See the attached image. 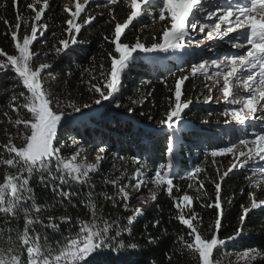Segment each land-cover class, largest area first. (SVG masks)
Here are the masks:
<instances>
[{
    "label": "snow or ice",
    "instance_id": "6c2138e0",
    "mask_svg": "<svg viewBox=\"0 0 264 264\" xmlns=\"http://www.w3.org/2000/svg\"><path fill=\"white\" fill-rule=\"evenodd\" d=\"M120 2L121 0H103L101 3L97 0L96 6L108 7L109 16L115 21L116 17L113 14L115 9L110 6H116ZM125 3L130 11L123 23H115L113 38L110 41L114 45V53H109L110 70L105 72L101 64L98 78L93 76L89 69H83L91 77L88 91L98 95L94 100L95 104L115 100L121 90L122 76L130 68L135 59L133 54L137 51L167 53L183 49L186 37L190 35V29L193 32L197 29L199 33L206 32L208 39H223L228 34L240 30V35L234 38L239 42H234L231 46L235 49H246L244 52L226 56L224 59H204L191 65L190 75L193 77L201 74L206 80H213L214 77L222 78V84L220 79H216L214 86L222 93L223 101L230 105L223 112V115L229 118L226 123L234 121L241 126L237 130L240 136L236 141L214 148L210 152L213 164L216 163L217 157L230 156L233 160L226 171L221 173L218 168L216 170L218 180L213 181L214 202L202 204V207H214L217 210V218L213 226L215 231L210 237L205 236L201 231L202 221L192 209L194 198L188 194H183L179 198L173 195L176 187L173 182L175 177L172 174L175 134H170L167 139V163L159 165L151 178L158 189L163 188L168 197L173 199L174 208L178 211L176 218L186 227L187 235L191 238V242H185V248L193 254L196 264H220L216 259L217 251L226 247L229 241H235L241 236L246 217L250 212L264 209V200H258L256 194L249 192L250 206L241 205L240 227L233 236L226 239L219 238L223 217L222 183L234 169H247L264 177V129L260 131L253 129L251 131L253 138L249 139L246 125V122L252 120L264 121V0H225L223 5L215 4L207 8L203 0H125ZM89 4L90 0H82V2L75 0L74 10L68 5L63 7L69 18L65 21L66 38L60 39L58 46H54L57 54L77 44V36L82 28L96 19L95 16H86L82 22H79L81 14L85 13ZM26 7L34 13L30 25L29 20L19 12V0H13L17 23L11 26L6 19L3 21L8 26V32L5 34L10 33L16 54L9 55L0 49V57L4 58L0 60V72L13 70L18 83L26 90V92L21 91L19 96H11L12 111L19 112L21 109H26L27 113H30V119H17L14 122L16 126L22 124L25 130L23 133H18L21 146L13 143V138L10 137L9 142L4 145L6 158L0 156V165L9 169L0 182V239H5L8 244V247L0 248V264H104L101 258L108 253L119 255L122 251L139 250L136 242L125 241L123 237L125 234L131 235L132 227L137 219L144 215V209L134 208L131 214L125 217L126 222L122 224L117 223L116 219H104L97 204L93 202L91 189L94 186L91 185L90 180L91 175L99 170L106 149L98 147L94 163L79 159L83 155V149H73L74 154L68 157L63 155L67 145H60L58 127L65 114L54 108V105L59 104V100L44 88L42 73L49 69L50 65L42 63L34 66V58L39 53L31 50L33 42L38 39V32L43 35L47 30L48 25L40 22L46 10L50 8V3L49 0H32V3H28ZM149 7L158 11L159 21L164 22L159 40L151 43L150 46H146L139 38L132 45L121 42L125 30L133 24V21L140 19ZM200 13H203L211 23H203ZM22 23L25 30L30 26V34L25 31L21 38L19 32ZM107 39L108 37H105V40ZM153 40L155 41L156 38L153 37ZM192 42L191 39L188 41L189 44ZM212 69L215 71H210ZM188 79L189 75L176 77L174 89H170L173 93L169 98L170 107L165 117L159 121L162 127L177 128L183 118L182 114L192 103L191 100H182L183 86ZM92 81L97 82L92 83ZM237 89L242 90L246 95ZM212 90V87H208L209 95L206 101L213 99ZM20 98H23V103L17 105L15 102ZM68 106L76 112L81 111V108L75 104ZM88 107L90 105H83V108ZM116 107L120 105L117 104ZM72 144L77 145L78 141L73 139ZM239 145L243 146V150L237 151ZM131 162L139 165L131 175V183L121 184V177L108 180L106 183L114 186L116 193L115 196L104 194L106 201H111L114 207L122 206L125 212L129 211V202L133 198L128 189L131 187L139 191L148 182L144 171L145 164L140 158L133 157ZM202 170L201 166H195L187 172L189 180H196L198 193H204V182L198 179ZM34 178L42 186L50 187L55 196L62 201L70 200L74 195L72 191L65 189V185L69 189L74 183L87 184L90 187L87 205L89 218L78 220L76 231L63 240H51L47 230L59 233L60 224L68 223L73 218L65 215L58 218L59 222H57L55 217L44 218L41 215L46 209L36 203V193L32 186ZM246 179L251 181L250 186L259 183L251 176H246ZM189 187L192 185L190 184ZM176 190L179 191L178 188ZM243 194L242 189L241 195ZM149 199L156 201L157 194L152 192ZM149 199L143 200L142 203L148 204ZM196 199H200V196L198 195ZM21 219L24 222L22 229L19 227ZM159 224V220H154L151 226L156 228ZM146 238L147 244L155 243V237L151 234H147ZM180 239L184 240V237L181 236ZM17 245L19 248L16 247ZM259 255L262 254L255 249L245 250L243 253V257L249 261L255 260ZM166 259L171 264L172 256L166 255Z\"/></svg>",
    "mask_w": 264,
    "mask_h": 264
},
{
    "label": "trees",
    "instance_id": "16d2710c",
    "mask_svg": "<svg viewBox=\"0 0 264 264\" xmlns=\"http://www.w3.org/2000/svg\"><path fill=\"white\" fill-rule=\"evenodd\" d=\"M28 3H32V0H19V12L29 20L30 25L34 13L27 9ZM49 3L50 8L46 10L45 16L40 22L48 25L47 30L33 42L32 51L39 53L35 59L46 58L51 62L50 72L56 75L55 83L59 85V89H64L60 95V101L63 103L65 113L76 112L68 106L69 104L80 107V112H87L90 107L83 108V105H91L98 95L88 91L91 77L83 69H89L92 75L98 78L101 64H103L105 72L110 70L109 53H114V45L110 41L113 38L115 23L124 22L130 9L125 0H121L116 6H110L115 9L113 14L116 19L113 21L107 7L108 9L105 11L95 15L96 19L92 23L82 28L77 36V44L71 45L65 52L57 54L54 46H58L60 39L66 38L64 29L67 25L65 21L69 17L63 11L60 1L49 0ZM157 12L152 8L147 9L140 19L134 21L125 30L121 42L132 45L137 38L144 35H147L148 40L149 38L152 40L150 43L145 40L146 46L158 41L164 22L159 21ZM4 19L9 21L11 26L17 23L13 0H0V49L13 55L16 53L14 42L10 38V33L5 34L8 32V26L3 22ZM29 29L30 26L25 30L22 23L20 36L22 37ZM105 37L108 39L105 40ZM153 37L156 38L155 41ZM3 59L0 57V60ZM169 60L170 58L167 57L164 62H152L146 57H135L120 92L115 100L108 101L113 109L102 108L99 117L91 114L87 118L88 121H83L80 124V129L76 126L70 128L72 125L63 129V132L67 134L64 141L69 144L68 147L73 145L72 140L75 139L78 141L77 145L84 149L82 156L85 158H79L81 161L86 159L88 163H94L98 147L106 149L99 170L91 175L90 180L91 185L94 186L91 189L93 202L97 204L104 219L112 218L116 219L117 223H125V217L130 215L134 208L140 207L141 198L151 195L152 192L157 194V200L153 204L146 208L141 207L144 209V215L134 223L131 235L125 234L123 237L125 241L136 242L139 250H126L119 255L108 253L101 258L104 264H169L166 255L172 256L171 264H196L193 254L185 248V242H191V238L187 235L186 227L178 222L176 218L178 211L174 208V201L168 197L163 188L152 191L149 189L148 182L139 191L130 187L128 190L133 198L129 202L128 212H125L122 206L114 207L111 201L104 199L105 193L110 196H115L116 193V188L106 181L121 177V184L131 183V175L139 167L131 162L133 157L140 158L141 162L145 164L146 176L155 171L159 165L167 163V139L174 129L162 127L159 121L165 117L166 111L170 107L169 98L173 95L170 89H174L176 77L183 75L176 69H170L171 62ZM96 82L92 81V83ZM21 91L26 92L18 83L13 70L8 69L5 72H0V156L4 158L7 156L4 145L9 142L10 137L13 138L12 142L17 146H21L22 143L18 133H23L24 127L22 124L16 126L14 122L17 119H30V114L26 109H21L19 112L12 111L11 96H19ZM196 93L197 85L193 82L192 77H189L183 86L182 100H197ZM133 101H137V103L134 104ZM15 103L22 104L23 98ZM117 104L120 107H116ZM200 107L202 110H199ZM203 109L205 107L202 105L187 109L183 113V118L189 121L182 122L175 129L178 132L176 141L178 157H176L175 165L181 166L180 170H172L175 177L173 182L176 186L173 195L177 198L189 193V179L182 177V172L189 169L193 163L202 165L204 162L203 172L206 175L215 174L210 167L212 157L208 152L216 148L217 137L220 139L229 134L220 126L225 121L224 117L215 114L207 115ZM201 113L205 115L199 117ZM106 116L108 118L104 119ZM75 148L76 145H73L72 149ZM63 152L66 157L74 154L68 149H64ZM88 153L93 155L86 158ZM120 157H124V159H120ZM8 171L7 166L0 165V182L3 181V177ZM245 176L242 170L235 171L230 173L222 183L223 217L219 238L226 239L235 234L240 227L241 205L250 206L248 193L252 191L247 185L248 181ZM214 179L213 181H216L218 177L214 176ZM213 181L204 182V193L192 196L194 198L192 209L202 221L200 225L202 233L208 237L215 231L213 226L217 218V210L214 207H202V204L213 203L215 200ZM32 186L36 193V203L46 209L41 214L44 218L52 216L57 218V222H59L58 218L65 215L73 218L68 223L60 224L59 233L47 230L51 240H63L76 231L78 220L89 218L87 206L89 185L74 183L71 189L65 185V189L72 191L74 195L70 200L63 201L55 196L50 187L42 186L35 178L32 180ZM242 189L244 190L243 195H241ZM198 195L200 199H196ZM154 220L160 221L156 228L151 226ZM23 226L24 222L21 219L19 227L22 229ZM147 234L155 237V243L147 244ZM6 235L5 231V238ZM181 236L184 237V240L180 239ZM0 246L8 247L5 239H0ZM251 249H255L262 255L257 256L255 260H248L247 264H264V209L253 210L248 214L241 236L235 241H229L226 247L218 250L216 259L220 261V264H242L240 261H236L237 255ZM221 253L223 254L221 255Z\"/></svg>",
    "mask_w": 264,
    "mask_h": 264
},
{
    "label": "rangeland",
    "instance_id": "374dc122",
    "mask_svg": "<svg viewBox=\"0 0 264 264\" xmlns=\"http://www.w3.org/2000/svg\"><path fill=\"white\" fill-rule=\"evenodd\" d=\"M58 1H60L62 3L63 7L65 5H68L69 8L74 10L75 0H58ZM81 2H82V0H81ZM99 2L102 3L103 0H99ZM203 3L205 4V7L207 8V7H210V6L215 5V4L223 5L225 3V0H203ZM96 4H97V0H90V4L87 6L85 13L81 14V21H79V22H82V19L85 18L86 16H95L98 13L108 9L107 7H97ZM38 7H39V5H38ZM149 8H147V9H149ZM157 14H158V12L156 13V15ZM199 15H200V19L203 23H211V21H208L206 19L205 15L203 13H200ZM151 17H153V15H151ZM206 31H207V29H206ZM27 32H28V34H30V29ZM189 32H190V35H189V37H186L185 47L183 49H179L176 51H170L167 53H161V52L145 53V52L137 51L133 55H134V57H139V56H141L143 58L146 57L149 59V61H152V62H164L165 59L168 57V58H170L169 61L171 62L170 66H169L170 69H172V70L176 69V70L180 71V73H182L183 75H189V77H192L193 82H195L197 85V93L196 94H197L198 98H197V100H191L192 103L190 104L189 108H192L193 106H201L202 105L203 107H205V109H203V110L205 111V113L207 115L215 114V115L224 117L225 121L222 124H220V126L225 131H227V133H229V134H226L225 136L221 137L220 139H219V137H217V142H215L216 148L222 147V146H225L226 144H229L230 142L236 141L238 139V137L240 136V133L237 130L240 129L241 126L236 124L234 121L226 123V120H229V118L225 117L223 115V112L226 109H228L230 107V105L223 101L222 93L220 91H218L217 88L214 86L216 79H220L221 84H222V78L214 77L213 80H206L205 77L201 74H197L195 77H193L190 75L191 65H192V63H199L204 59H208V60L224 59L226 56H231L233 54L242 53L246 49H235V48H232V46H231L232 43L239 42V41H236L234 38L240 35V30H238L237 32L228 34V36H225L223 39H219V38L218 39H208L206 37V32L205 33H199L198 29L195 32H193L190 29ZM40 36L41 35L38 32V38H40ZM146 36L147 35H144L143 37H139L140 41L143 42L145 45H147L145 40L149 41V43H150V41H152L151 38H149V40H148L146 38ZM190 39L193 41L191 44L188 43V41ZM136 40L134 41V43L136 42ZM31 50H32V46H31ZM33 63H34V66H39L42 63H46V64L50 65V68H51V62L49 60H47L46 58H38V59L34 58ZM165 67L167 68L166 63H165ZM50 68L45 70L42 73L44 88H45V90L50 91L53 94L54 98L59 100V104L54 105V108L58 111L64 112L65 115L62 118L61 125L58 127V139H59L60 145H67L66 150L68 149L72 153L73 145L68 147L69 144L66 141H64V139L67 138L66 137L67 134H65L63 132L64 131L63 129H65L66 126H69V125H72V126H70V128H75V126H76V127H79V129H80V124L83 121H85V122L88 121L87 118L91 114L92 115L94 114L95 116L99 117L100 116V110L102 108L108 107L107 108L108 110H112L113 108L110 107V104H108V101H103V102H101V104L91 103L90 108L87 110V112H78V113L75 112V113H69V114L65 113L64 106H62L63 103L60 101V95L62 94L64 89H59V85H57V83H55L56 75L53 72H50ZM181 69H183L182 72H181ZM129 70H130V68L122 76V85L124 83V80L127 79L126 77L128 76ZM210 71H215V69H212ZM49 73H51V75ZM205 85H208V87L213 88V90L211 92L213 99L211 101H206V97L209 95V91H208V87H205ZM237 91H241V93L243 95H246V93H243L242 90H240V89H237ZM237 107H238V105H237ZM199 110H202V108L200 107ZM204 115L205 114L201 113L199 117H203ZM182 117H183V114H182ZM107 118L108 117L106 116L104 119H107ZM187 121H189V120L182 118L180 124L182 122H187ZM180 124H179V126H180ZM246 125H247L248 132H249V139L253 138L251 136V131L253 129H255L257 131L264 129V121H261L258 119L252 120L250 122H246ZM177 128H174V131L172 132V134H175V136H176L174 156H173L174 167L172 170H175V169L180 170L181 169L180 165L179 166L175 165L176 164V157H178L177 156L178 151H177V146H176L178 132L175 131V129H177ZM61 132H62V135H61ZM77 148H78V150L83 149L82 147L76 145L75 149H77ZM239 150H243L242 145L238 146L237 151H239ZM64 153L65 152H63V155H64ZM208 153H210V152H208ZM90 155L92 156L93 154L88 153L86 158L90 157ZM83 158H85V157L82 156L81 159H83ZM94 158H95V156H94ZM232 162H233V160L230 156L229 157H217L216 163L215 164L211 163V165H210V167H212L211 169L215 172V174L213 173L211 175H206V173H204L202 170V172L199 174L198 179L202 180L203 182H206V181L212 182L213 180L216 179V178L214 179V176L217 177V175H216L217 168L222 173V172L226 171L228 169V167H230ZM203 163H202V165H200V163H195V164L193 163V165L190 164L191 165L190 168L187 169L186 171L182 172V177L187 178V172L189 170L193 169L195 166H201L202 169H204ZM250 167H251V165H250ZM239 170H242L246 176H251L253 180H257L259 182L258 185L250 186L251 181L247 179V181H248L247 185L250 187L252 193L256 194V198L258 200H264V177H260L258 174H254L253 172H251L247 169H239ZM239 170L234 169L233 172L239 171ZM154 172L155 171L148 173V176H146V178H147L148 183L150 184L149 189L152 191H157L158 188L151 181V178L154 175ZM189 183L192 185V187H189L188 195L193 196V194H198V192L196 190L198 187L196 180H189ZM149 198H150V195H146L143 198H141L140 207L146 208L147 206L153 204L154 201H151ZM145 199H149L148 204L142 203V201ZM16 247L19 248V246H16ZM0 248H4V247L0 246ZM243 253L244 252L239 253L237 255L236 261L237 262L240 261L242 264H247L248 259L243 257Z\"/></svg>",
    "mask_w": 264,
    "mask_h": 264
}]
</instances>
